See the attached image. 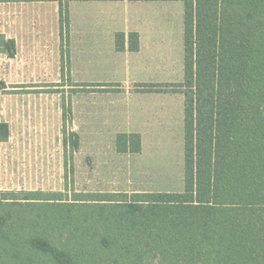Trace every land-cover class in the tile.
I'll use <instances>...</instances> for the list:
<instances>
[{"label":"trees","instance_id":"obj_1","mask_svg":"<svg viewBox=\"0 0 264 264\" xmlns=\"http://www.w3.org/2000/svg\"><path fill=\"white\" fill-rule=\"evenodd\" d=\"M12 1L58 2L61 28V0ZM181 1L182 190L1 192L0 264H264V0ZM15 49L0 35V54ZM77 144L63 131L66 155ZM115 149L139 153L140 136Z\"/></svg>","mask_w":264,"mask_h":264},{"label":"rangeland","instance_id":"obj_2","mask_svg":"<svg viewBox=\"0 0 264 264\" xmlns=\"http://www.w3.org/2000/svg\"><path fill=\"white\" fill-rule=\"evenodd\" d=\"M61 1L60 41L0 55V123L9 133L0 193L181 191L183 97L172 91L183 80L182 1L120 3V29L126 39L137 33L135 52L115 51L102 29L83 30L81 4ZM63 131L78 136L67 155ZM120 133L138 134L140 152L117 153Z\"/></svg>","mask_w":264,"mask_h":264},{"label":"crops","instance_id":"obj_3","mask_svg":"<svg viewBox=\"0 0 264 264\" xmlns=\"http://www.w3.org/2000/svg\"><path fill=\"white\" fill-rule=\"evenodd\" d=\"M123 0H71L80 3L84 8L81 17L82 29L104 30L108 37V43L112 45L118 34H124L120 29V3ZM82 8V9H83ZM0 35L12 39L15 46L31 44H44L45 40L52 38L57 43L60 41L59 7L56 1L24 2L0 0ZM93 44H102L101 41L93 39L92 33H87ZM99 38V37H97ZM30 40H35L31 43ZM38 40V41H37ZM99 41V42H98ZM86 44H91L87 41ZM128 45V39H124V46ZM115 51H117L115 49ZM120 52V51H117ZM3 55V54H0ZM5 56V55H4ZM10 59V58H9ZM4 143V142H0Z\"/></svg>","mask_w":264,"mask_h":264}]
</instances>
